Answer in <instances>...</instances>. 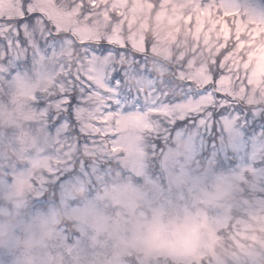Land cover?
<instances>
[{"label":"rangeland","instance_id":"1","mask_svg":"<svg viewBox=\"0 0 264 264\" xmlns=\"http://www.w3.org/2000/svg\"><path fill=\"white\" fill-rule=\"evenodd\" d=\"M95 3L91 8L90 0H57L54 19L73 33L75 44L66 42L56 58L41 57L27 69H16L15 61L3 69L0 197L26 198L31 211L53 206L54 198V205H64L66 215H73L81 206L72 198L74 186L85 188L92 205L115 182L149 183L154 192L145 198L142 211L124 218L122 231L152 223L178 238H169L151 252L122 254L113 240L90 227L73 230L68 224L60 229V239L49 247L41 264H264V22H256L264 19V0ZM80 4L86 14H77ZM228 6L241 16L232 17ZM109 42L131 48L110 51L84 64L90 65L95 82L124 97L115 122L124 151L102 165L99 174L92 170L71 175L62 183L53 178L42 190L36 189L56 160L64 167L65 157L42 123L35 101L39 97L47 102L63 90L65 66L77 64L80 55L91 51L84 45ZM146 45L151 49L147 57L135 54ZM222 52H227L234 74L245 81L234 101H220L203 115L185 113L171 120L136 114L148 111L143 95L150 93L154 81L158 95L160 89L169 90L166 103L199 101L201 93L190 94L198 85L184 81L189 94L181 89L177 65L184 77L198 81ZM117 72L121 78L114 81ZM169 75L170 87L164 84V76ZM182 94L185 97L180 99ZM79 110L75 106L74 114ZM180 144L187 151L169 168V155ZM38 200L43 204L32 205ZM14 260L0 255V264H14Z\"/></svg>","mask_w":264,"mask_h":264},{"label":"snow or ice","instance_id":"2","mask_svg":"<svg viewBox=\"0 0 264 264\" xmlns=\"http://www.w3.org/2000/svg\"><path fill=\"white\" fill-rule=\"evenodd\" d=\"M56 2L57 0H0V46L3 48V54L0 55V76L5 75L3 69L9 62L15 61L16 69H27L41 57L56 58L61 46L68 45L66 42L75 44L73 33L61 28L59 20L54 19ZM90 5L95 8V0H90ZM72 7H77V4ZM228 11L232 17L241 16V12L234 7L228 6ZM77 14H86L82 4ZM244 15L252 16L247 12ZM256 22H264V19ZM109 45L114 47L110 48ZM83 47L91 51L80 55L77 64L69 62V66H65L67 75L64 77L63 90L47 102L39 97L35 101L42 123L47 132L55 137L57 148L65 157L64 167L61 168V161L56 160L54 166L48 167L46 175L37 182L36 189L42 190L53 178H60L62 183L71 175H87L92 170L99 174L103 171L102 165L110 163L124 151L117 139L115 127L117 117L121 116L117 108L124 97L106 87L103 82H95L89 70L90 65L86 66L84 62L97 61V56L103 57L116 48L131 47L113 42L100 43L98 46L87 44ZM150 51V47L146 45L139 54L147 57ZM177 67L181 68V71L175 73L180 80L199 86V101L174 106L170 102L166 103L169 90L160 89L158 95L157 81H154L150 93L143 95L150 107L144 114L136 113L138 116L171 120L183 117L185 113L203 115L220 101H234L239 89L245 86V81L234 74L233 65L227 60V52H222L207 70L205 77L198 81L184 77L182 67ZM120 78L117 72L112 79L119 81ZM159 83L162 84L163 81ZM75 106L80 109L76 114L73 111ZM93 109H96L95 114Z\"/></svg>","mask_w":264,"mask_h":264},{"label":"clouds","instance_id":"3","mask_svg":"<svg viewBox=\"0 0 264 264\" xmlns=\"http://www.w3.org/2000/svg\"><path fill=\"white\" fill-rule=\"evenodd\" d=\"M186 151L183 144L174 148L167 161L168 167L172 168ZM154 190L149 183L138 186L118 181L105 188L99 195V203L89 205L85 188L74 186L72 198L79 200L81 206L73 215H66L64 205L31 211L26 198L0 197V255L13 256L14 264H41L49 247L60 239V229L68 224L73 230L83 225L90 227L98 235L113 240L122 254L151 252L178 235L166 233L152 223L137 224L127 232L122 229L124 218L142 211L145 198ZM113 210L118 214L114 215Z\"/></svg>","mask_w":264,"mask_h":264}]
</instances>
